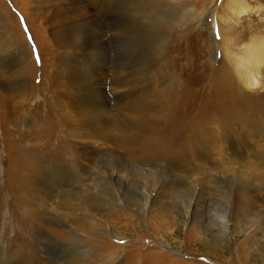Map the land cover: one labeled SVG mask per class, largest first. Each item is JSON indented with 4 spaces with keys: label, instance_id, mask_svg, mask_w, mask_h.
<instances>
[{
    "label": "rangeland",
    "instance_id": "374dc122",
    "mask_svg": "<svg viewBox=\"0 0 264 264\" xmlns=\"http://www.w3.org/2000/svg\"><path fill=\"white\" fill-rule=\"evenodd\" d=\"M175 3L177 9L168 11L167 18L171 21L165 35L161 36L151 22L133 17L128 37L108 41L101 52V60L108 66L127 59L134 60L135 65L142 61L145 65L149 62L145 60V47L152 45L150 54H160L163 65L157 64L159 72L146 76L158 101L159 112L153 120L158 121L159 128L140 136L134 149L136 157L120 167L119 178L102 184L108 186L107 190L89 188L83 193L95 205L106 199L118 205L112 210L102 208L92 213L88 220L92 225L90 232L71 226L65 229L46 226L33 219L34 232L56 239L57 244L28 246L26 240L21 241L15 227V219L21 213L14 212L13 205L21 201L24 192L19 191L21 183L14 151L0 129V264H23L22 258L28 255L34 256L38 264H264L263 181L254 182L249 192L254 197L244 200L246 208L237 209L234 177L218 178L214 170L208 173L212 181L204 182L197 172L190 179L174 170L165 173L164 169L173 166V161L167 160L171 157L168 152H162L169 149L176 151L173 156L180 154L188 144L193 146L194 137L199 147L211 145L205 141L208 138L198 142L203 133L209 134L214 117L224 124L236 123L235 112L227 103L228 95L233 96L229 86L240 73L248 76V80L254 77L260 80L263 76L249 73L252 66L248 53L255 49L250 41L264 39V0H173L170 5L176 7ZM55 13L53 7L47 8L39 0H0L1 118L6 127L13 126L27 134L44 126L47 132V127H52L47 140L51 152L43 151L47 154L43 156L46 161L54 155V147L59 144L57 138L65 127L53 84L58 71L55 58L60 53L54 41ZM111 15L115 20H125L124 14L118 18L116 13ZM1 23L6 25L11 40L18 46L26 43L31 52L28 68L35 77L25 89L17 86L16 60ZM115 24L116 21H111V26ZM228 63L234 66L230 69ZM162 72L161 81L158 76ZM244 93H254L256 99L252 101L257 100L258 105L251 119L254 126L264 128V89L258 87ZM176 99L184 101L190 109H182L189 113L184 121L188 124L185 131L175 130L173 125L180 117L176 118ZM10 118L14 120L11 122ZM159 138L162 141L157 148ZM28 139L24 145L30 142ZM28 146H32L31 142ZM96 170L99 169L89 167L88 174ZM194 178L196 182L192 183ZM84 184L91 186L87 179ZM42 186L41 183L38 190L30 192L35 206L28 204V208L37 210L41 219L49 215L53 221H60L61 213L55 210L57 199H47L49 189ZM164 186H171V190L163 198L160 193ZM55 187L58 189L59 185ZM74 187L75 183H71L62 190L73 191Z\"/></svg>",
    "mask_w": 264,
    "mask_h": 264
},
{
    "label": "bare ground",
    "instance_id": "6f19581e",
    "mask_svg": "<svg viewBox=\"0 0 264 264\" xmlns=\"http://www.w3.org/2000/svg\"><path fill=\"white\" fill-rule=\"evenodd\" d=\"M39 1H43L47 8L55 9L57 29L54 41L60 51L55 58L54 64L58 71L54 76L53 84L56 86L55 93L60 101V114L64 119L65 127L57 138L59 144L54 147V155L49 156L48 161L43 160V156L47 155L43 151L51 152L52 147L49 149L47 140L52 134L50 130V128L53 129L52 127L48 128V126L47 132L44 126V129L27 134L15 129L16 127H6L0 112V129L6 133L11 151H14L13 156L18 163L21 183L19 191L24 192L20 195L21 201L13 205L14 212L21 213L18 220L15 219V227L18 237H22L23 242L26 240L25 243L28 246L36 245V243L57 244L56 239L34 232L35 229L31 227L34 223L33 219L41 220L46 226L55 225L61 229L71 226L81 232H90L92 225L88 220L92 213L102 208L106 211L112 210L118 206L109 202L108 199L95 205V201L88 202L83 193H87L89 188L92 190L96 188V191L107 190L108 186L103 185L112 179L119 178L120 167L131 163L136 157L134 149L138 145L140 136L153 133L159 128L158 121L153 120L159 112L158 101L146 81V76L150 72H159L157 64L162 66L163 63L160 54H150L154 49L152 45L145 47L147 56L151 59L148 60L146 56L145 60L149 62L142 65L144 64L142 61L140 64L137 63L138 66L134 64V60L130 59L108 66L101 60V52L104 51L105 45H108V41H113L119 36L128 37L129 25L133 17L151 22L161 36L165 35L171 21L167 18L168 11L172 8L177 9L178 4H174L176 7L171 6L170 3L172 4L173 0ZM112 13H116L117 18L124 14L125 23L115 20ZM111 21H116V24L111 26ZM1 24V29L8 38V44L16 60L17 86L25 89L35 77H32L28 68L32 58L31 52L26 43L18 46L14 40H11L7 34L6 25ZM250 42V46L253 45L255 49L248 53V60L252 66L249 73L252 72L253 76L263 73V76L260 80L255 77L248 80V76L240 73L237 75L236 82L229 86L233 96L228 95L227 103L229 109L235 112L236 117L233 121L236 123L224 124L214 117L209 134L203 133L198 142L200 144L208 138L205 141L211 145L205 144L199 147L194 137V147L188 144L187 149L182 150L180 154L173 156L176 151L169 149L162 151L168 152V156L171 157H167V160L173 161V166L164 169L165 173L174 170L190 179L192 173L197 172L204 182L212 181L208 179V173L214 170L218 174L216 172L213 174L218 178L224 175L234 177L237 184L234 192L237 209L245 207V199L254 197L249 193L254 182L263 181L264 183V128L254 126L251 119L255 106L257 108L258 105L257 100L254 103L252 101L256 99L255 92L252 95L244 93L258 87L264 89V39ZM228 66L231 69L234 65L228 63ZM258 66L262 67L261 70H258ZM163 77L162 72L158 79L161 80ZM174 106L175 113L178 115L176 118L180 116L174 119V128L185 131L184 126L188 127V124L184 121L189 113H185L182 109L183 107L186 111L190 109H187L184 101L178 99ZM13 120L10 118L11 122ZM28 137L32 145L30 147L29 139L27 140L29 143L24 145ZM1 141H4V137H1ZM33 141L36 144L35 142L32 144ZM158 141L157 148L161 146L162 139L159 138ZM256 147L260 150H256ZM55 148H57L56 151ZM227 152L229 155L225 156ZM89 167L99 170L88 174ZM86 179L90 181L91 186L87 187L84 184ZM37 181L39 186L42 183V188L49 189L47 199H57L55 210L61 213L60 221H53L49 215L41 219L37 210L28 208L30 205L35 206L30 192L39 189ZM195 182L196 178L192 183ZM71 183H75L73 191L62 190ZM55 184L59 185L58 189ZM162 190L160 194L164 198L168 196L167 192L171 190V186H164ZM114 199L118 201L115 196ZM73 236L75 234H72ZM30 252L28 251L29 254ZM33 252L37 253L36 250ZM22 259L23 264H38L35 263L32 255Z\"/></svg>",
    "mask_w": 264,
    "mask_h": 264
}]
</instances>
